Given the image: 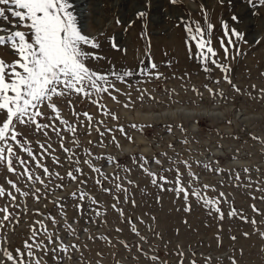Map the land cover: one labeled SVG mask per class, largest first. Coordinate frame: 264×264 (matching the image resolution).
<instances>
[{"label": "rangeland", "instance_id": "1", "mask_svg": "<svg viewBox=\"0 0 264 264\" xmlns=\"http://www.w3.org/2000/svg\"><path fill=\"white\" fill-rule=\"evenodd\" d=\"M79 1L74 0L78 23L101 45L89 50L106 57L90 61L89 66L102 73L132 71L134 75L126 77L125 82L110 77L120 89L112 91L115 100L107 93L94 96L98 103L76 95L55 99L61 116L77 128L73 134L56 121L68 152L61 148L51 129L47 130V137L41 132L18 129L32 142L29 146L37 154L43 152L39 144L52 145L50 155H45L42 163L63 179L45 176L33 164L31 170L44 179L45 185L30 183L0 165V185L16 196L15 202L11 197H0V208L8 206L19 221L5 222L0 240L6 235L10 250L22 247L30 237V225H35L40 232L38 239L48 244L43 229L36 224L43 220L48 234H58L63 243L78 246V250L70 248L71 259L65 256L63 264H179L181 259L184 264H233V259L235 264H264V237L260 235L264 232V93L260 91L264 89V7L253 9L246 0H231V6L229 0L223 4L219 0H180L178 5L169 0H150V9L146 7L148 0H86L78 4ZM202 5L215 25L212 46L219 53L218 59L230 65L229 73L211 64L207 71L197 58L195 44L190 42L191 51L186 44L188 37L180 18L199 21L206 27ZM141 10L148 12L143 20L136 16ZM254 11L259 14L254 15ZM233 14L239 18L238 23L232 21ZM130 21H134L131 27ZM222 21L245 33L247 40L239 43L241 54L227 61L220 48V38L224 36ZM0 23L12 27L7 22ZM19 30L26 29L21 25ZM109 38H114L121 50L112 48ZM0 57L7 62L17 58L7 46H0ZM152 62L157 68L151 70L153 75L149 78L141 69ZM157 72L159 79L155 78ZM224 75L229 76L231 84ZM221 91L223 96L219 95ZM73 109L93 117L91 130L86 118L80 115L77 119ZM42 110L51 115L50 110ZM3 118L0 116V121ZM119 126H123L124 133L117 130ZM74 139L79 141L78 147ZM19 154L29 159L22 150ZM69 157L79 163H69ZM109 157L114 160L109 161ZM53 158H59L60 163ZM86 160L101 172H94L84 163ZM156 160L162 163L157 164ZM173 161L180 163L174 165ZM183 161L199 177L193 187L202 197L219 200L221 214L203 199L189 196L185 201L182 194L171 190L176 172L168 169L179 167L185 186L191 179ZM141 164L168 182L153 184V177ZM16 167L19 169V165ZM77 168L81 171L76 172ZM69 171L78 177L77 181L67 175ZM5 178L15 181L21 191L34 192L39 188L37 195L41 199L16 193ZM97 180L102 183L97 184ZM117 183L127 191L116 190ZM105 188L112 191L105 192ZM81 193L88 194L84 200L78 199ZM77 204H83L82 211L76 209ZM252 205L260 214L253 211ZM188 207L190 210H186ZM96 209L100 210L99 216ZM49 215L59 223L53 224ZM242 217H247V221ZM253 219L255 224L251 223ZM68 224L76 229L75 235L65 230ZM133 227L138 232L134 233ZM137 245L143 250L139 251ZM37 256L43 253L37 250ZM153 256L158 259L153 260ZM44 261L55 264L51 253Z\"/></svg>", "mask_w": 264, "mask_h": 264}, {"label": "snow or ice", "instance_id": "2", "mask_svg": "<svg viewBox=\"0 0 264 264\" xmlns=\"http://www.w3.org/2000/svg\"><path fill=\"white\" fill-rule=\"evenodd\" d=\"M219 2L223 4L224 0H219ZM169 3L178 5L180 0H169ZM246 3L253 9L264 7V0H246ZM229 5L231 6V0H229ZM146 7L150 9V0H148ZM201 8L206 27L199 21L189 22L184 17L180 18L181 22L184 23L185 32L187 33L188 40H186V44L189 45V51H191V43H194L197 50V58L206 66L207 71L211 70L207 68V65L211 64L221 70V72L229 73L231 71L230 65L218 59L219 53L212 46L211 34L215 29V25L209 21L207 12L203 10V5ZM253 14L258 15L259 13L258 11H254ZM136 16L137 19L143 20L148 16V12L141 10L136 13ZM10 17L16 19L13 20ZM231 19L233 22H239V18L235 14L232 15ZM0 22H7V24L12 26L9 28L0 23V33H3L0 34V46L9 47L17 57L11 62H7L4 58L0 57V116L4 117L0 121V165H3L7 172L18 177L23 176L30 183L45 185L44 179L31 170L30 165L33 164L36 168L42 169L45 176L54 175L59 179H63L59 176V173L50 172L49 168L42 163V158L45 155H50L49 149H51L52 145L50 143L47 146L39 144V148L43 152L37 154L29 146L32 142L18 129L23 128L41 132L45 137L48 135L47 130L51 129L58 137L61 148L65 152H68L70 150L64 148V138L61 135V129L56 126V121H59V124L64 126V130L70 133L75 134L77 128L61 116V110L54 102L55 99L70 98L76 95L92 99L93 103H98L93 99L94 96L107 93L115 100L116 97L112 95V91L119 92L120 89L115 87V82L110 77H114L115 81L125 82V78L134 75V73L132 71L102 73L89 66L90 61H99L106 59V57L89 50L99 49L101 45L96 36L86 34L79 25L74 0H0ZM117 23H120V21L117 20ZM133 23L134 21H130L129 27ZM21 25L26 30H19ZM221 27L224 36L220 38V48L224 53V60L235 59L236 56L241 54L239 43H247V40L244 38L245 33L238 31L235 27L230 28L227 21H222ZM142 35H146V33H142ZM109 39L112 48L121 50L114 38ZM257 43H259V40H257ZM122 50L126 51V49ZM156 68L157 65L152 62L149 67L141 69V73L151 78L153 75L151 70ZM159 77L160 74L158 72L155 73V78L159 79ZM224 79L228 83H232L228 75H224ZM253 87L255 86L253 85ZM233 88L236 92H240V89L235 85H233ZM208 91L210 93L214 92L213 89H208ZM260 91L264 93V89ZM219 95L223 96L224 93L221 91ZM140 99H143V95H141ZM68 103L71 106L70 99H68ZM125 106L127 107L128 105ZM42 109L50 110L51 115H46ZM73 115L77 119H79L80 115L85 117L88 121L89 130L94 126L92 124L93 117L89 113L78 114L73 109ZM42 120H48L49 123H42ZM80 123L83 124L84 121H80ZM133 127L136 126L133 125ZM96 130L101 136L104 135V132H100L99 127ZM117 130L124 133L123 126H119ZM107 131L111 132L112 129H107ZM128 139L131 140L132 138L128 137ZM112 140L115 142L116 137L113 136ZM73 143L77 147L79 146L78 140L74 139ZM117 146L119 147L118 142ZM21 150L27 154L28 160L20 156L19 151ZM53 159L55 163H60L59 158ZM68 160L69 163H79V161L73 160L72 157H69ZM112 160L114 158L109 157V161ZM155 162L157 164L162 163L159 160ZM84 163L92 167V161L86 160ZM178 163L180 162L173 161L174 165ZM183 163L189 169L188 174L191 179L186 182L187 186H185V183L182 182L179 167L168 169V171L174 170L176 172L175 187L171 190L177 195L182 194L185 201L189 199V196L203 199L206 205L214 208L217 214H221V209L218 207L220 201L201 196V192L193 187L194 181L199 179V177L191 173V166L188 165L187 161H183ZM16 165H19V169ZM140 166L149 176L153 177L151 181L153 184H157L160 180H163L165 183L168 182L166 177L157 176L156 173L150 172L144 167V164ZM204 167L208 168L209 165H204ZM92 170L94 172H101L100 168L92 167ZM75 171L80 172L81 170L77 168ZM247 171L248 169H245V172ZM67 175L73 181H77L78 179L73 171H69ZM5 179L6 183L16 193H20V195L25 197L32 195L37 201L41 199L37 195L40 192L39 188H36L34 192L21 191L15 181ZM96 183L101 184L102 181L97 180ZM129 183L132 182L129 181ZM58 187H62V185ZM160 187L162 190L164 189L163 184ZM203 187L208 188L209 185H204ZM115 189L121 192L127 191L119 183L115 184ZM103 190L105 192L112 191V189L108 188ZM71 195L75 197L76 193L73 192ZM87 195V193H81L78 199L84 200ZM4 196L11 197L12 202L16 201V196L13 192L0 185V197ZM220 196H224V193H220ZM94 203L98 202L94 201ZM133 203L135 202L133 201ZM16 206L19 207V205ZM61 207L63 208V206ZM112 207L116 209V204H113ZM83 208V204L76 205L78 211H82ZM252 208L254 212L260 214L259 209L255 205H252ZM186 210H190V207ZM119 211L123 215V210ZM0 213L3 214L0 216V229H4L5 222H9L10 220H16V223H19L18 219L9 211L8 206L0 208ZM95 214L99 216L101 214L100 210L96 209ZM230 214L234 215L235 213ZM48 219L53 224L59 223L55 217H51L50 215ZM242 219L247 221V217H242ZM251 223L255 224V219ZM36 224L40 225L43 229L44 234L47 236L48 244H45L44 240L38 239L40 232L35 225H30V237L23 242L22 247L10 250L7 246L8 240L5 235L0 240V264H42V261L43 264H46L44 257L49 253H51L55 264H63L65 256L71 259L70 248L78 250V246L63 243L58 234H48V229L44 225L43 220L36 221ZM65 230L70 235H75L76 233V229L72 228L70 224H68ZM117 231L122 230L117 229ZM132 231L134 233L138 232L135 227L132 228ZM244 235L247 236L248 233ZM260 235L264 237V232H261ZM144 239L146 238L141 237V240ZM232 239H235V237H232ZM125 247H128V245L125 244ZM137 248L139 251L143 250L139 245H137ZM37 250L42 252L43 256H37ZM179 255L182 257L183 253H179ZM152 259L157 260L158 257L153 256ZM179 264H184L182 259L179 261ZM191 264H196V262L191 261ZM233 264H235L234 259Z\"/></svg>", "mask_w": 264, "mask_h": 264}, {"label": "bare ground", "instance_id": "3", "mask_svg": "<svg viewBox=\"0 0 264 264\" xmlns=\"http://www.w3.org/2000/svg\"><path fill=\"white\" fill-rule=\"evenodd\" d=\"M88 1H89V0H88ZM84 2H86V0H80L78 4H82V3H84Z\"/></svg>", "mask_w": 264, "mask_h": 264}]
</instances>
